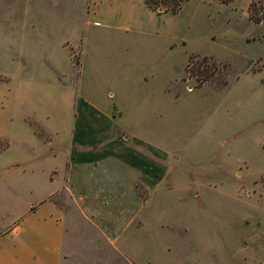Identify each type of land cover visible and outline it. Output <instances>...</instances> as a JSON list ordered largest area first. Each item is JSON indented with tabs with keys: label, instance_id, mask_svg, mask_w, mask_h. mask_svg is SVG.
<instances>
[{
	"label": "rangeland",
	"instance_id": "obj_1",
	"mask_svg": "<svg viewBox=\"0 0 264 264\" xmlns=\"http://www.w3.org/2000/svg\"><path fill=\"white\" fill-rule=\"evenodd\" d=\"M252 1L189 0L159 17L136 5L140 26L162 38L107 27L87 0H0V152L11 145L0 188L16 190L0 194V230L31 202L26 181L41 192L64 178L76 100L87 97L167 175L138 183L136 216L116 219V203L133 197L105 191L101 175L70 177L114 218L56 192L64 264H264V19L250 20Z\"/></svg>",
	"mask_w": 264,
	"mask_h": 264
},
{
	"label": "crops",
	"instance_id": "obj_2",
	"mask_svg": "<svg viewBox=\"0 0 264 264\" xmlns=\"http://www.w3.org/2000/svg\"><path fill=\"white\" fill-rule=\"evenodd\" d=\"M87 4V16L92 15L94 18L102 19L103 22L105 21L104 25L113 27L120 33L139 32L138 34L162 38L167 35L152 26H140L133 11L136 5H141L142 12L149 16L159 17L155 12L148 10L144 0H87ZM25 130L26 135L36 138L38 142V138L29 126H26ZM123 130L111 112L100 108L96 102H92L87 97H78L69 152L65 153L66 155L63 153L62 164L57 168L64 174V178L47 181L46 190L41 192L38 181H26L20 193L31 197V202L22 214L8 221L0 230V264H64L62 252L64 214L52 202V197L60 190H65L72 198L83 201L87 215L93 213L115 219L121 214L127 217L136 216L139 211L136 200L139 198V191L136 185L140 183L147 188L151 185L154 188L159 186L166 178L167 167L145 153L140 154L132 146L121 141L119 137ZM49 144L43 143L45 147L50 146ZM10 150L11 145L0 154ZM66 156H68L67 168L64 163ZM51 157L55 159L57 155ZM16 166L19 168L20 164ZM87 173L101 175L105 191L114 196L122 199L133 197L132 207L127 208L124 205L126 202L104 201L109 204L105 207L103 203L102 209L105 210L109 209L112 203H116L118 209L113 211L114 217L96 210L88 202L92 188L81 186V189H78L76 181L70 180L72 176L81 177ZM8 184L14 186L12 183ZM96 184L99 186L101 183L96 182ZM5 186L2 181L0 194L2 193L6 198H14L16 190ZM33 197L36 203H33Z\"/></svg>",
	"mask_w": 264,
	"mask_h": 264
},
{
	"label": "trees",
	"instance_id": "obj_3",
	"mask_svg": "<svg viewBox=\"0 0 264 264\" xmlns=\"http://www.w3.org/2000/svg\"><path fill=\"white\" fill-rule=\"evenodd\" d=\"M187 1L189 0H144V4L148 10L155 12L159 16L164 14L176 15ZM230 1L232 0H223L224 3ZM248 13L252 22L260 24L264 19V0H253L249 5ZM8 145L9 142L6 141L4 149H7Z\"/></svg>",
	"mask_w": 264,
	"mask_h": 264
}]
</instances>
